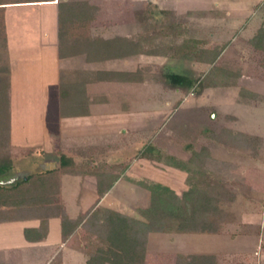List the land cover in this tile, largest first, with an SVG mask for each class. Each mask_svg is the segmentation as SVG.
<instances>
[{
	"label": "rangeland",
	"instance_id": "obj_1",
	"mask_svg": "<svg viewBox=\"0 0 264 264\" xmlns=\"http://www.w3.org/2000/svg\"><path fill=\"white\" fill-rule=\"evenodd\" d=\"M207 2L107 0L105 18L90 22L91 33L99 38H136L143 41L139 46L142 52L84 63L80 69L61 67V82L72 77L88 81V105L93 115L86 124L91 125L83 123L81 117L46 118L51 144H60L61 150L75 153L76 144H83L85 139L95 148L90 154L95 153L98 161L92 164H105L110 172L120 175L102 203L105 206L99 204L101 207L142 219L137 209L149 205L147 184L154 182L180 195L187 190L191 176L220 181L233 194V200L219 203L227 217L216 233H148V259L144 264H176L180 255L200 253L215 255L216 264H264V20H249L254 16L242 18L232 11L226 14L221 6ZM260 7L264 12V3ZM148 12L151 16H146ZM244 24L247 26L243 27ZM169 25L173 28L165 36L152 38L156 36V32L152 34L155 28L164 30ZM257 33L262 41L253 43L252 39H259ZM146 35L152 40L144 42ZM158 40L160 44V40L164 41V46H159ZM182 43L184 51L171 48ZM195 44L201 50L211 48L207 53L209 61L195 57ZM213 50L217 52L214 59ZM5 60L0 58L1 66L6 64ZM165 74L178 75L183 86L172 85L175 78L166 79ZM196 78L205 84L198 94L193 87L184 86ZM15 108L12 141L26 147H12L15 164L5 176L22 177L58 166V162L34 161L39 158L35 155L38 147L26 144H41V139L38 140L37 133L21 132L19 109L16 105ZM238 132L249 136V142L240 143ZM146 143L157 147L162 158L139 157L138 152ZM27 148L32 153L22 159V150ZM88 152L86 149L76 154L81 157ZM168 156L190 169L176 166L168 161ZM90 162L91 159H85L78 163ZM199 168L206 177L196 173ZM88 179H84L85 187L81 188L80 176H62L61 197L48 213L40 206L11 208L1 211L0 219L43 215L42 210L46 216H59V205L64 201L70 213L80 206L85 208L96 198L94 178ZM9 228L11 233L17 230L13 223L0 224L5 237ZM90 229L81 226L70 245L89 247L86 242L95 239Z\"/></svg>",
	"mask_w": 264,
	"mask_h": 264
},
{
	"label": "trees",
	"instance_id": "obj_2",
	"mask_svg": "<svg viewBox=\"0 0 264 264\" xmlns=\"http://www.w3.org/2000/svg\"><path fill=\"white\" fill-rule=\"evenodd\" d=\"M93 8H90V12H93ZM148 13L146 16H151L152 13ZM66 16L67 14H62V11L59 14V47L62 55H67L72 50H84L86 57L90 60H107L124 58L142 52L139 50V46L143 41L120 36L99 38L94 36L89 29L91 20H68ZM140 20L145 23V19L141 18ZM171 28L173 26L170 25L164 30L155 28L152 34L156 32V36L152 38L160 37L161 34L165 36ZM255 36H259V39ZM255 36L252 42L260 43L262 41L260 33L255 34ZM152 38L150 35H146L143 39L145 42L146 39L150 41ZM160 41L162 44L158 40V45L164 46L165 42ZM0 42H4L3 36L0 37ZM167 44L170 45V42ZM183 44L185 43L177 44L176 47L171 48L178 52L184 51L186 48ZM190 51L189 53L193 51L199 60L205 58L206 61H209L207 60V53L212 50L211 48L201 50L195 44L193 50ZM216 54L217 52L213 50V59ZM168 75L165 74L166 79L171 76H173L172 79L175 78L173 82L171 81L172 85L183 84V80L180 81L181 77L178 75L170 74L169 77ZM193 81L191 80L190 83L187 81L188 83L184 86L193 87L194 92L198 94L205 88L204 81L199 78ZM8 87V68L0 65V177H3L0 179V213L4 209L54 204L59 199L60 176L62 174L94 175L96 177L97 197L87 211L78 214L75 218H70L64 203L59 205L62 239L75 235L78 227L89 226L91 228L90 232L95 239L86 242L89 247L84 249L83 246L78 245L79 248L77 247L88 255L85 264H144L148 256L146 249L148 233L169 231L216 233L220 224L226 220L227 213L219 207V203L224 199L233 200V194L220 181L213 182V179H204L203 177L196 179L194 176L188 177L189 186L180 195L166 186L154 182L147 184L150 190L149 205L137 209L142 219L128 216L118 210L101 207L98 205L100 197L113 185L119 175L110 172L105 164H80L63 152L58 153V166L26 174L25 179L21 177L12 183H2L9 178L5 175L12 169V158L9 150ZM76 91L77 87H71L68 84L60 86L62 115L68 113V96L72 95L71 92L76 93ZM73 103L74 113H87L85 100L83 102L74 101ZM236 136H239L240 143L243 140L246 143L249 142L247 135L238 132ZM232 138L235 139L236 137L233 136ZM138 156L160 159L163 154L153 144L146 143L138 152ZM167 159L178 167L190 169L174 157L168 156ZM196 173L202 174L201 176L204 175L200 168L196 170ZM34 231L33 228H25L24 234L30 239L33 237L31 235ZM37 232L36 230L34 237L44 235ZM176 264H216V257L206 253L180 255Z\"/></svg>",
	"mask_w": 264,
	"mask_h": 264
},
{
	"label": "crops",
	"instance_id": "obj_3",
	"mask_svg": "<svg viewBox=\"0 0 264 264\" xmlns=\"http://www.w3.org/2000/svg\"><path fill=\"white\" fill-rule=\"evenodd\" d=\"M207 3L213 6H221L220 9L225 10L226 14L228 11H232L233 13L236 12L235 14L237 15L243 16L242 18L247 15L248 17L253 15L254 18H249V20L259 19L261 22L264 20V12H262L260 7L264 0H208ZM106 4L107 0H0V37H4V42H0V58L6 59L4 66L8 68L9 77V150L12 158V167L15 164V151H13L12 147H26L24 144H22L23 146L21 144L17 146L12 141L15 105L19 109L17 117L19 118V124L22 126L21 132L37 133L38 140L40 141L41 139V144H26L27 147H38L35 152V155L39 157L34 160L36 163L41 161V164H57L59 152L72 157L77 163L83 160L85 162V159H91L92 162L90 163L98 161L94 157L95 153L90 154L91 150L95 148L89 144L88 140L86 142L83 139V144H76L75 153L61 150L60 144H51L52 137L49 140L50 133L46 131L48 123L46 118L52 115L60 120L81 117L82 122L86 124L92 117V109L88 105L90 100L88 81L72 77L61 82V67L64 66V69H74V67L80 69L83 68L82 64L84 63L94 64L106 60H90L86 57L84 50H72L69 54L62 55L59 47V14L61 11L62 14H67L68 20H101L106 15L104 10ZM242 5H245L244 8L247 9L245 10ZM91 7H94L93 12H90ZM245 11L247 12L246 14ZM234 18L236 17L230 19L236 20ZM246 26L245 24L243 25V27ZM61 83L77 87L76 93L71 92L72 95L67 98L69 109H67L68 113L66 115L61 114L60 108L59 85ZM84 100L87 113H74L73 102H83ZM90 125L91 123L89 122L87 126ZM20 143L22 142L20 141ZM97 147H99V144ZM29 149L31 148L22 150V159H26L28 154L32 153H29ZM86 149L89 152L78 157L77 154L80 153L76 154V152L80 150L84 152ZM64 175L80 176L81 188L85 187L83 185L84 179L90 181L88 178H94V186L92 184V187L94 196L97 197L96 177L94 175L67 173L60 176L59 197H61L62 176ZM15 176L17 175H12L11 177ZM120 179L119 175L113 185L100 197L98 205L103 203L107 194L115 188L116 182ZM95 200L87 207L80 206L72 213L67 210V204L63 201L69 217L75 218L79 212L87 211ZM52 207V205L48 208L47 206H40L39 209L43 208L48 213V209ZM43 210L41 211L43 215L40 212V215L32 217L19 216L10 219H0V224L11 225L13 223L17 229L14 233H11L9 228L6 237L4 233L0 232V264L86 263L87 254L81 249L70 245L74 235L62 239L59 216L55 213H50L46 216L44 215L46 211ZM25 228L35 229L33 235H31L33 236L32 238L29 239L25 236ZM36 230L38 231L37 233H43L44 235L42 237H34L36 236ZM76 230H79V227ZM59 256L60 259L57 260Z\"/></svg>",
	"mask_w": 264,
	"mask_h": 264
},
{
	"label": "water",
	"instance_id": "obj_4",
	"mask_svg": "<svg viewBox=\"0 0 264 264\" xmlns=\"http://www.w3.org/2000/svg\"><path fill=\"white\" fill-rule=\"evenodd\" d=\"M23 178L25 179L26 176H23ZM16 179H19V176H18V175L15 176V177H12V178H10V179L4 180V181H2V183H5V184L12 183V182H14Z\"/></svg>",
	"mask_w": 264,
	"mask_h": 264
}]
</instances>
